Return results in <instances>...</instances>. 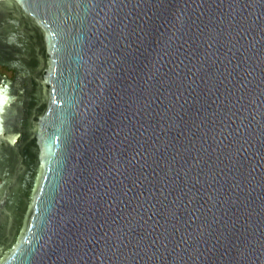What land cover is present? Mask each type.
<instances>
[{"label":"water","instance_id":"water-1","mask_svg":"<svg viewBox=\"0 0 264 264\" xmlns=\"http://www.w3.org/2000/svg\"><path fill=\"white\" fill-rule=\"evenodd\" d=\"M0 264H264V0H0Z\"/></svg>","mask_w":264,"mask_h":264},{"label":"rangeland","instance_id":"rangeland-1","mask_svg":"<svg viewBox=\"0 0 264 264\" xmlns=\"http://www.w3.org/2000/svg\"><path fill=\"white\" fill-rule=\"evenodd\" d=\"M0 72H1V74H3V75H7V76L10 77V78H13V77H14V71L8 69V68L5 67V66L0 65Z\"/></svg>","mask_w":264,"mask_h":264},{"label":"flooded vegetation","instance_id":"flooded-vegetation-1","mask_svg":"<svg viewBox=\"0 0 264 264\" xmlns=\"http://www.w3.org/2000/svg\"><path fill=\"white\" fill-rule=\"evenodd\" d=\"M1 73V72H0Z\"/></svg>","mask_w":264,"mask_h":264}]
</instances>
